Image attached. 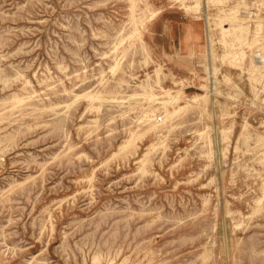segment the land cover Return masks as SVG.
I'll use <instances>...</instances> for the list:
<instances>
[{
    "label": "rangeland",
    "instance_id": "rangeland-1",
    "mask_svg": "<svg viewBox=\"0 0 264 264\" xmlns=\"http://www.w3.org/2000/svg\"><path fill=\"white\" fill-rule=\"evenodd\" d=\"M263 20L0 0V264H264Z\"/></svg>",
    "mask_w": 264,
    "mask_h": 264
},
{
    "label": "bare ground",
    "instance_id": "bare-ground-1",
    "mask_svg": "<svg viewBox=\"0 0 264 264\" xmlns=\"http://www.w3.org/2000/svg\"><path fill=\"white\" fill-rule=\"evenodd\" d=\"M262 7V6H261ZM263 8V7H262ZM260 11H262V9L260 10ZM236 13V12H235ZM229 18L232 20V21H234L235 20V15H234V13L233 14H231L230 16H229ZM237 19V18H236ZM259 21V20H258ZM261 21V20H260ZM264 21V20H263ZM233 29V33H234V35H235V37H236V39L237 40H239V38L240 37H238V35H236V29L235 28H232ZM238 30V29H237ZM258 34L257 35H259L258 36V40L259 41H261V42H263L264 41V25H259L258 26ZM135 34V33H134ZM137 34H139V32L137 33ZM137 34H135V35H137ZM240 43V42H239ZM242 43V42H241ZM264 43H260V44H258V48H259V50L258 51H256V58L257 59H259V61L257 62L256 61V59H255V63H264V45H263ZM241 46V45H240ZM247 46V45H246ZM242 47V46H241ZM253 48V47H252ZM251 48V49H252ZM96 97V96H95ZM196 97V96H195ZM92 98V97H91ZM165 106V105H164ZM163 108V107H162ZM165 110H166V108H165Z\"/></svg>",
    "mask_w": 264,
    "mask_h": 264
},
{
    "label": "crops",
    "instance_id": "crops-1",
    "mask_svg": "<svg viewBox=\"0 0 264 264\" xmlns=\"http://www.w3.org/2000/svg\"><path fill=\"white\" fill-rule=\"evenodd\" d=\"M183 36L185 37V35H183ZM180 46H181V49L184 47V38H183V40H181V45Z\"/></svg>",
    "mask_w": 264,
    "mask_h": 264
}]
</instances>
